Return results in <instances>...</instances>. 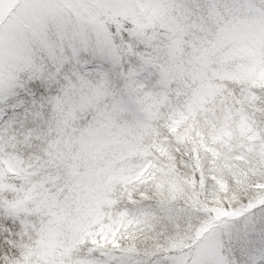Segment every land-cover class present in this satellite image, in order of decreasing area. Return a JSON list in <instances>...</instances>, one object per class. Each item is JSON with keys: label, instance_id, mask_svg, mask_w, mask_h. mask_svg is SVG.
Here are the masks:
<instances>
[{"label": "snow or ice", "instance_id": "snow-or-ice-1", "mask_svg": "<svg viewBox=\"0 0 264 264\" xmlns=\"http://www.w3.org/2000/svg\"><path fill=\"white\" fill-rule=\"evenodd\" d=\"M0 264H264V0H0Z\"/></svg>", "mask_w": 264, "mask_h": 264}]
</instances>
